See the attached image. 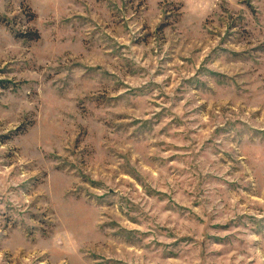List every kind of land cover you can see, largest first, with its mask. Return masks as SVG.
Here are the masks:
<instances>
[{
    "label": "rangeland",
    "instance_id": "obj_1",
    "mask_svg": "<svg viewBox=\"0 0 264 264\" xmlns=\"http://www.w3.org/2000/svg\"><path fill=\"white\" fill-rule=\"evenodd\" d=\"M0 264H264V0H0Z\"/></svg>",
    "mask_w": 264,
    "mask_h": 264
}]
</instances>
